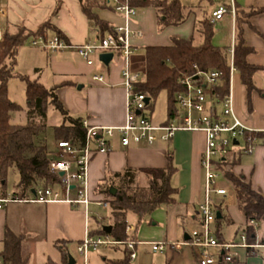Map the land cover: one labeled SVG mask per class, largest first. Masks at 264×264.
Listing matches in <instances>:
<instances>
[{"label":"crops","instance_id":"0c3cea01","mask_svg":"<svg viewBox=\"0 0 264 264\" xmlns=\"http://www.w3.org/2000/svg\"><path fill=\"white\" fill-rule=\"evenodd\" d=\"M180 1L191 9L186 21L162 30H159L158 15L154 7L139 9L135 28L141 35L134 38L135 51L131 60L134 61L136 53L145 49V46L169 45L173 38L192 39L195 44H199L201 37L196 32L199 21L205 17L211 18L212 11L219 6L230 4V0ZM236 2L245 10L264 7V0ZM6 6L4 29L15 31L17 27L24 26L31 31H37L45 21L50 20L57 31L52 30L47 35L52 37L61 33L72 46L96 41L100 37L98 28L83 12L81 0H6ZM57 6L59 8L55 13ZM96 10L112 29L122 22L120 14L115 10ZM213 26L214 44L228 47L232 58L231 50L236 35L235 17L225 14L222 19L213 22ZM244 35L246 45L255 50L248 56L249 62L264 67V13L250 18V24L245 25ZM31 40L30 47L25 51L22 46L19 48L16 71L37 79L47 88H55L69 113L84 117L92 126L117 127L125 123L127 98L122 85L124 61L121 58H116L106 65L99 55H95L89 63L74 48L51 51L33 45ZM133 68L137 69L134 65ZM94 74L103 75L104 82L93 80ZM254 83L255 88L249 92L241 80L239 71L235 69L231 74L230 91L238 118L248 127L264 131V70L256 73ZM166 120L153 122L162 124ZM95 145L94 143V147ZM205 145L206 135L202 131L181 130L169 141H159L154 145L132 144L127 147L121 144L120 136L116 134L109 139L108 152H98L93 156L90 169L95 186L108 173L131 169L137 176L138 184L129 187V196L137 189H148L151 181H155L158 186L170 184L178 189L175 203L160 206L150 218L143 220L138 226L137 216L129 213L128 224L131 229L127 233L139 242L136 244V257L130 260L131 264H199V250L196 248L171 247L164 252H155L150 243L163 240L181 242L189 239L193 229L199 228V205L205 197V179L201 163ZM238 150L232 151L240 153V162L232 166V171L237 176L244 175L246 181L264 196V144L257 145L251 153ZM58 152L56 147L48 153L49 156H56ZM168 154L172 155L176 167L170 176L166 170ZM66 195L70 198L77 196L74 185L69 192L63 191L62 196L65 198ZM97 195L104 196L98 193ZM219 203H222L225 218L222 225L227 224L234 228L230 237L225 236L222 231L221 241H237L247 222L239 208L234 189L229 187L226 197L217 196L215 206ZM107 208L105 209L109 214V205ZM86 221L82 204H71L67 201L10 202L0 208V259L2 239L8 227L14 233L23 235L22 252L28 264H64L63 256L55 246V242L62 238L71 242L69 250L75 264H84V258L78 252L77 245L85 237ZM258 234L260 236L259 230ZM124 252V245L101 246L89 252L87 264H109L108 259H122ZM213 252L216 253V249ZM238 252L235 261L229 264H264V249L252 251L240 248ZM215 264L226 263L217 261Z\"/></svg>","mask_w":264,"mask_h":264},{"label":"trees","instance_id":"16d2710c","mask_svg":"<svg viewBox=\"0 0 264 264\" xmlns=\"http://www.w3.org/2000/svg\"><path fill=\"white\" fill-rule=\"evenodd\" d=\"M83 12L98 28L100 37L113 31L110 24L104 20L98 10L109 8L115 10L113 5L103 3L101 0H81ZM120 4L128 3L130 6L143 9L154 7L158 15L159 30L171 25L184 23L191 12L180 0H119ZM59 6L56 7L55 13ZM264 13V7H251L248 10L240 8L236 4V35L231 58L228 47H220L214 44V26L211 18L205 17L199 21L197 33L201 42L195 44L192 39L173 38L169 45L145 46V70L142 79L137 83V89L143 91L152 100L161 91H165L168 97V117L173 119L178 113L176 95L183 91L185 86L181 79L193 76L199 71H218V83L212 86L208 92L216 104L222 102L230 91L231 60L239 71L243 84L251 92L255 88L254 76L264 70L262 65L249 62L248 56L255 50L246 45L245 25L250 24L253 15ZM57 28L50 20L45 21L37 31H31L24 26L17 27L15 31L4 29L0 40V195L8 194L6 179L11 169L19 172V181L15 191V197L28 198L38 187L46 188L50 185L61 184L60 175L52 173L48 169L50 156L46 145L38 143L39 136L46 129L47 111L50 107L57 110L63 116V123L54 127L56 140L66 139L72 144L82 147L85 144L87 129L83 125L82 116H73L65 108L55 92V88H47L37 79L21 74L15 70L19 48L28 39L39 36L49 38L48 32ZM63 39L64 36L58 33ZM31 40V41H32ZM66 41V40H65ZM11 77H19L25 82L27 114L30 120L25 124L12 123V115L16 111L23 110L17 102L8 96V80ZM150 100V101H151ZM41 117L42 120H35ZM255 137L264 138V132L251 133ZM240 153H232L228 160L232 166L240 162ZM168 176L175 172L172 155L167 156ZM226 175L233 183L239 208L246 218L244 231L250 242L256 241V228L252 221L258 223L262 232L259 242L264 244V196L255 190L244 175L237 176L232 170L226 171ZM132 184H138L137 176L131 169L124 172L108 173L97 185L96 193L103 194L108 199L109 215L106 217L92 213L90 216L89 233L91 236H108L117 241L133 239L127 233L128 215L137 216L138 226L143 220L151 217V214L160 206L176 202L178 189L167 184L158 186L151 181L148 189H137L132 196L128 190ZM137 188H139L137 186ZM115 189V193H112ZM217 212L221 218L216 219L215 235L223 240L222 224L225 221L222 203L217 204ZM110 225L108 231L106 226ZM23 235H18L8 227L5 229L2 239L1 258L8 264H28L23 256ZM66 239H58L55 246L60 250L64 264H69V244ZM109 264H131L130 252L125 249L122 259H108Z\"/></svg>","mask_w":264,"mask_h":264},{"label":"built area","instance_id":"2783aa9c","mask_svg":"<svg viewBox=\"0 0 264 264\" xmlns=\"http://www.w3.org/2000/svg\"><path fill=\"white\" fill-rule=\"evenodd\" d=\"M101 1L113 5L122 18V22L104 37L76 46L70 45L59 35L49 38L39 36L31 43L51 51L74 48L89 63L93 61L95 55L101 53H112V60L121 58L124 61L121 73L122 85L126 90L127 98L125 123L117 127L92 126L87 119H84L83 125L87 129L84 146L78 147L66 139H60L56 141L58 154L50 155L48 169L57 175H60V172L64 173L60 176L61 184L50 185L46 188L38 187L28 198L15 197L12 193L6 196L0 195V208L17 201H67L71 204H82L87 219V230L84 239L77 245V250L83 256L84 264H87L91 250L112 245H124L125 249L130 252L132 261L136 257V244L139 243L135 239L117 241L108 236H91L89 233L91 205L96 204L102 208H107L109 205L105 196L97 195V186L92 183L90 163L93 156L98 152H108L110 150L109 139L115 137L116 134L120 136L121 144L127 147L132 144L154 145L159 141H169L181 130L202 131L206 135V145L201 161L205 179V197L199 205L200 226L190 232L189 239L181 242L169 240L151 242L152 250L164 252L171 247L180 249L190 246L199 250V264H215L217 261L229 264L235 261L240 248L252 251L259 248L264 249V244L259 242V225L254 221L251 222L257 231L254 242L248 240L245 231L240 233L237 241H221L215 235L214 225L217 219L215 198L217 196L226 197L229 187L233 189V183L226 175V171L233 170V167L230 163L226 165L225 163L228 162L235 149L251 153L257 145L264 144V138L251 134L264 131L254 130L238 118L231 91L222 102L218 104L214 102L208 90L218 83V71H199L193 76L182 78L181 83L185 89L176 95L178 113L171 120L155 124L148 111L150 104L147 102L148 95L136 86L143 75L139 69L133 68L131 60L135 51L134 38L141 35V32L135 28L139 8L130 6L128 3L120 4L119 0ZM236 1L230 0L229 5H221L213 10L212 23L222 19L225 14L235 17ZM6 18V0H0V40L3 36ZM231 53L233 54V49ZM235 69L231 61V74ZM92 78L95 81L104 82L101 74H94ZM73 185L77 196L70 198L66 195L64 198L63 191L69 192ZM126 229L129 231L131 225L127 224ZM214 249L216 253L213 252ZM0 264L8 263H4L1 258Z\"/></svg>","mask_w":264,"mask_h":264},{"label":"rangeland","instance_id":"374dc122","mask_svg":"<svg viewBox=\"0 0 264 264\" xmlns=\"http://www.w3.org/2000/svg\"><path fill=\"white\" fill-rule=\"evenodd\" d=\"M103 15L107 13H102ZM30 39H28L25 44L22 46L23 51L30 47ZM144 49H140L137 53L136 56L134 57V61L132 60V64L140 70L142 75L144 74L145 70V58H144ZM27 63V60H26ZM132 65V66H133ZM26 66V65H25ZM21 68H27V67H22ZM15 69L17 70V65L15 66ZM8 96L9 98L17 102L23 107V110L16 111L12 115L11 122L16 123V124H25L27 123L30 118L27 114V102H26V92H25V82L21 80L19 77H11L8 80ZM151 100V99H150ZM149 113L152 116V119L154 121H161V120H166L168 117V97L167 93L165 91H161L158 96L155 99H152L149 104L148 108ZM80 116V115H78ZM35 120H42L41 117H37ZM63 116L54 108L50 107L47 111V119L46 121V129L45 131L39 136L38 138V143L42 145H46L47 147V152H51L55 150V144H56V136H55V131L54 127L56 125H59L63 123ZM49 156V153H48ZM248 158H245L247 161ZM249 160V159H248ZM250 161V160H249ZM75 167V166H74ZM19 181V172L16 169H11L8 173L7 179H6V189L8 193H13L16 189L17 183ZM91 212H94L96 214H100L104 217H108V208H102L98 206H91L90 207ZM215 225V224H214ZM212 225V227L214 226ZM259 232L261 234L262 232V227H260ZM222 231L224 232L225 236L230 237L233 232L234 228L224 224L222 225Z\"/></svg>","mask_w":264,"mask_h":264},{"label":"water","instance_id":"95a60500","mask_svg":"<svg viewBox=\"0 0 264 264\" xmlns=\"http://www.w3.org/2000/svg\"><path fill=\"white\" fill-rule=\"evenodd\" d=\"M99 58L104 64L109 65L110 62L113 59V54L112 53H101L99 55ZM147 102L148 103L150 102V98L149 97L147 98ZM63 174H64L63 172H60V176H62ZM112 193L113 194L115 193V189H112ZM217 218L218 219L221 218L220 212H217ZM105 229L109 231L111 229V226L108 225V226L105 227ZM69 264H75V259H74V257L72 255H69Z\"/></svg>","mask_w":264,"mask_h":264}]
</instances>
